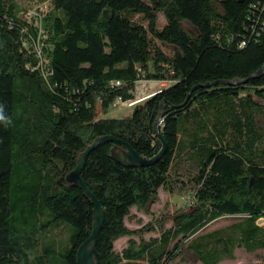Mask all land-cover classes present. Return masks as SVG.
<instances>
[{"label":"trees","instance_id":"obj_1","mask_svg":"<svg viewBox=\"0 0 264 264\" xmlns=\"http://www.w3.org/2000/svg\"><path fill=\"white\" fill-rule=\"evenodd\" d=\"M49 2L40 26L0 0V264H77L93 205L66 176L105 135L81 172L104 211L99 264H169L184 249L218 264L264 248V0ZM141 80L161 87L110 115ZM120 141L149 159L167 147L124 166ZM175 185L195 201L135 240L131 208Z\"/></svg>","mask_w":264,"mask_h":264},{"label":"rangeland","instance_id":"obj_2","mask_svg":"<svg viewBox=\"0 0 264 264\" xmlns=\"http://www.w3.org/2000/svg\"><path fill=\"white\" fill-rule=\"evenodd\" d=\"M19 11L25 17L32 21H37L38 25L42 26L43 17L51 10L49 0H17ZM163 20V17H161ZM160 89V88H159ZM157 89V83L149 81H138L135 87V98L143 100L148 94ZM133 102H119L116 106H112L110 115L121 116L127 115L132 108ZM192 162L189 161L188 165L191 166ZM175 185L173 190L167 188H160L158 190V197L153 202L149 209H141L136 206L131 208V213L126 219V224L137 231L133 234L135 240L149 239L158 236L162 227L170 225L171 212L183 205L192 204L195 199L191 197V187ZM230 219H218L210 223L206 228L212 229L228 223ZM154 222L156 228L150 230L147 228L148 223ZM258 223L264 227V216L258 219ZM166 224V225H165ZM140 232V234H138ZM130 236H121L115 242L116 251H122L129 244ZM169 264H203L197 256L184 249L182 254L176 259L172 260ZM218 264H264V248H259L255 251H248L243 246L235 249V256L232 258H225Z\"/></svg>","mask_w":264,"mask_h":264},{"label":"water","instance_id":"obj_3","mask_svg":"<svg viewBox=\"0 0 264 264\" xmlns=\"http://www.w3.org/2000/svg\"><path fill=\"white\" fill-rule=\"evenodd\" d=\"M263 69H260L258 73H261ZM151 92L146 97L152 95ZM134 103L139 101L136 98L133 100ZM156 132L159 131V123H156ZM161 136V135H160ZM109 140H114L112 136H102L98 138L94 143L90 144L78 158L77 164L74 169H72L66 176L68 182L81 188L86 196L90 198L93 205V226L90 236L79 246L77 250V264H99L101 256L97 251V239L100 230L104 222V211L99 199L90 190L87 184L83 181L81 177V172L87 162L88 155L90 151L97 145ZM122 142V141H120ZM123 146L119 147V150H112V155L115 159L124 166H145L153 163L158 157L162 155L164 150H166L167 144L164 142V150L158 154L157 157L149 159L140 155L130 144L127 142H122Z\"/></svg>","mask_w":264,"mask_h":264},{"label":"crops","instance_id":"obj_4","mask_svg":"<svg viewBox=\"0 0 264 264\" xmlns=\"http://www.w3.org/2000/svg\"><path fill=\"white\" fill-rule=\"evenodd\" d=\"M141 81H145V80H141ZM149 82H155V83H157V89L161 87V81L154 80V81H149Z\"/></svg>","mask_w":264,"mask_h":264},{"label":"built area","instance_id":"obj_5","mask_svg":"<svg viewBox=\"0 0 264 264\" xmlns=\"http://www.w3.org/2000/svg\"><path fill=\"white\" fill-rule=\"evenodd\" d=\"M119 102H122V103L123 102H133L132 105L134 104V101L133 100L132 101H122L120 98H118L117 101H116V103H115V105H117Z\"/></svg>","mask_w":264,"mask_h":264},{"label":"bare ground","instance_id":"obj_6","mask_svg":"<svg viewBox=\"0 0 264 264\" xmlns=\"http://www.w3.org/2000/svg\"><path fill=\"white\" fill-rule=\"evenodd\" d=\"M95 149V148H94Z\"/></svg>","mask_w":264,"mask_h":264}]
</instances>
